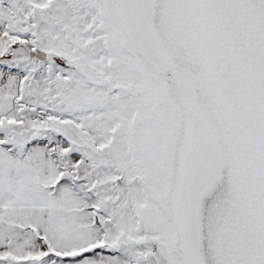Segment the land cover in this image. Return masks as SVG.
Instances as JSON below:
<instances>
[{
  "label": "rangeland",
  "instance_id": "rangeland-1",
  "mask_svg": "<svg viewBox=\"0 0 264 264\" xmlns=\"http://www.w3.org/2000/svg\"><path fill=\"white\" fill-rule=\"evenodd\" d=\"M159 1L0 0V150L51 151L52 180L76 212L67 241L108 264H204L197 208L227 168L183 70L143 26ZM233 112L229 149L243 168L252 151Z\"/></svg>",
  "mask_w": 264,
  "mask_h": 264
},
{
  "label": "water",
  "instance_id": "water-1",
  "mask_svg": "<svg viewBox=\"0 0 264 264\" xmlns=\"http://www.w3.org/2000/svg\"><path fill=\"white\" fill-rule=\"evenodd\" d=\"M206 1L208 4L205 7L203 4H200L199 7L194 6L197 16L200 13V17H204V22L202 25L200 24L201 27L198 29L199 24L197 22L195 24L191 23L187 28L185 27L184 36L187 40L192 41L187 56H190L193 64L200 70L210 73L220 88L217 94L222 102L221 105L224 107L222 108L224 111L222 120L227 138L229 133L226 127L227 121L225 120L231 117L229 112L234 110L245 123L244 128L248 139L246 147L252 152L258 151L264 158L263 24L257 23L260 26L258 28L255 26L256 29L250 27L253 20L254 22L258 21L255 16L257 12L251 9L253 17L242 2L243 6L240 8L237 0H224L225 3L220 0ZM247 2V4L258 6L256 2L253 3L251 0ZM190 8L192 7L190 6ZM255 9H257L256 6ZM258 14L261 13L258 12ZM192 18L194 21L195 17L193 15ZM214 18H216V21H214ZM205 30H208L206 34ZM259 31L263 36L259 34ZM205 36V44L208 47L199 48L200 39ZM218 51L221 52V55L217 54ZM220 56L221 60L218 58ZM232 161H234V158ZM249 179L248 177L247 187L245 188L243 186L244 179L242 181L243 195L246 194V205L243 211L245 213L246 207L249 210L251 208V215L252 211L254 214L253 226L249 230L247 228L246 231H243L244 222L241 217V210H236V215H233L234 218L229 220V223L230 221L232 223L229 225L230 235L226 236L223 249L219 248L224 260L221 259V256V261L218 264H261L262 253H264V201L254 195L255 193H248ZM262 199L264 200V198ZM245 222L249 225V216H247ZM208 228L207 230L205 228L207 234ZM234 228L236 242L233 243L230 241V236L233 234ZM243 244H245V247ZM235 245H240L241 248L238 250ZM242 248L246 250L245 254L241 252Z\"/></svg>",
  "mask_w": 264,
  "mask_h": 264
},
{
  "label": "bare ground",
  "instance_id": "bare-ground-1",
  "mask_svg": "<svg viewBox=\"0 0 264 264\" xmlns=\"http://www.w3.org/2000/svg\"><path fill=\"white\" fill-rule=\"evenodd\" d=\"M247 1L237 0L240 8L243 6V3L249 12L252 9L250 6L254 8L256 6L257 14L255 16L258 21L256 20L255 22L260 25L263 24L262 27L264 28V0H251L253 3L256 2L258 6L256 4L255 6L250 5V3L247 4ZM200 4H203L205 7L208 3L206 0H163L162 3H158L157 7L155 5L153 9L155 13L151 21L152 25L149 26L147 22H144L143 26L148 31V36L152 40L153 45L163 53H161L162 55H165L164 58L173 63L178 69L183 70L195 103L204 117L205 130L212 140L218 160H221V158L225 159L227 168L225 174L222 175L223 180L203 200L200 199L197 214L201 229L195 232L196 240L200 241V244L198 243V252L203 263L218 264L223 259V254H221L219 248L223 249L225 238L227 235H230L229 225L232 223L231 221L229 223V220L234 218L233 215H236V210H241V217L244 222L243 231H246L247 228L248 230L250 227L252 228V224L254 223V214L252 211L251 215V208L249 210L246 207L245 213L243 211L246 205V194L243 195L244 190L242 189L243 174L245 172L250 178L248 193L251 194L253 192L260 200L264 201L262 199L264 198V158H262L261 153L258 151H253L250 155L243 148L247 162L243 165V168L237 162L235 165V162L232 161L234 157L231 152L232 150L229 149L230 146L222 120V114L224 113L222 108L224 107L221 105L222 102L217 94L220 88L210 73L200 70L193 64L190 56H187L189 55L188 51L191 48L190 44H192V41L186 39L184 30L185 27L187 28L191 23L195 24L196 22L199 24L197 26L198 29L201 27L204 17L201 18L200 13L197 16V11L194 10V6L199 7ZM258 12L262 15L258 14ZM192 15L195 17L194 21ZM262 27L261 29L263 30ZM152 28L156 32L152 33ZM259 34L263 36L260 31ZM262 40H264V36ZM217 129L222 136L218 140L215 136ZM241 149L242 147L239 148L238 146V150ZM217 177H219V174ZM215 179L216 177L214 178V182ZM247 216H249V225L245 222ZM205 228L206 230L208 228V234ZM221 256L222 258L220 259Z\"/></svg>",
  "mask_w": 264,
  "mask_h": 264
},
{
  "label": "crops",
  "instance_id": "crops-1",
  "mask_svg": "<svg viewBox=\"0 0 264 264\" xmlns=\"http://www.w3.org/2000/svg\"><path fill=\"white\" fill-rule=\"evenodd\" d=\"M51 163V151L0 150V264H108L107 254L67 241L76 212L59 195Z\"/></svg>",
  "mask_w": 264,
  "mask_h": 264
},
{
  "label": "built area",
  "instance_id": "built-area-1",
  "mask_svg": "<svg viewBox=\"0 0 264 264\" xmlns=\"http://www.w3.org/2000/svg\"><path fill=\"white\" fill-rule=\"evenodd\" d=\"M82 161H83V163L90 164L89 161H87V159L85 157H83Z\"/></svg>",
  "mask_w": 264,
  "mask_h": 264
}]
</instances>
